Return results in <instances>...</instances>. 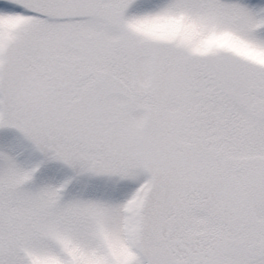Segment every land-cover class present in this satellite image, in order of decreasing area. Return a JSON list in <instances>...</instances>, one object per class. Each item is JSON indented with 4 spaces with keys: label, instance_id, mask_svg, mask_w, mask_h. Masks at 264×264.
<instances>
[{
    "label": "snow or ice",
    "instance_id": "obj_1",
    "mask_svg": "<svg viewBox=\"0 0 264 264\" xmlns=\"http://www.w3.org/2000/svg\"><path fill=\"white\" fill-rule=\"evenodd\" d=\"M0 264H264V0H0Z\"/></svg>",
    "mask_w": 264,
    "mask_h": 264
}]
</instances>
